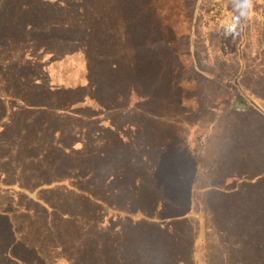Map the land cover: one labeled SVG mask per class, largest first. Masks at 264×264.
Instances as JSON below:
<instances>
[{
    "label": "trees",
    "instance_id": "obj_1",
    "mask_svg": "<svg viewBox=\"0 0 264 264\" xmlns=\"http://www.w3.org/2000/svg\"><path fill=\"white\" fill-rule=\"evenodd\" d=\"M201 3L0 0V264H206L210 233L212 264H264V95L243 57L198 70ZM204 121L226 142L194 189Z\"/></svg>",
    "mask_w": 264,
    "mask_h": 264
},
{
    "label": "rangeland",
    "instance_id": "obj_2",
    "mask_svg": "<svg viewBox=\"0 0 264 264\" xmlns=\"http://www.w3.org/2000/svg\"><path fill=\"white\" fill-rule=\"evenodd\" d=\"M214 2L216 0H202L198 10L194 29V52L198 70L208 73L215 71L221 77H228L229 75L232 77V73L240 71L241 68L239 51L244 39L246 41V45H242L244 75L242 73L238 75L235 85L242 93L243 87L238 81L243 76L244 84L247 83L249 88L255 89V91L258 89L260 95H264V0H254L253 14L243 28V34H241L239 29L232 31L223 23L227 13L232 11L231 4L227 1V6L222 4L217 11L223 10L224 12L225 9L223 7L225 6L227 9L224 14H212L215 9L212 8ZM246 78H248L247 81ZM246 90H248V87ZM122 115L121 112L112 113L111 119L112 121L119 120ZM211 123L208 121L199 122L197 123L199 124L198 129L195 126L193 133L188 131V135H190L189 148L187 150L188 182L190 186L194 185V189H203L201 187H205L209 183L212 176V163L214 166L216 161L223 156L224 141L216 138L212 129H207V126L209 128ZM17 129L23 130V125L19 124ZM64 129H66L65 126ZM66 132L74 134L75 129L72 125H69ZM85 133H91V131L86 130ZM215 141L219 148L215 147L214 151L212 144ZM19 163L25 164V160L20 159ZM11 175H15L13 171ZM27 176L31 177L32 173L28 172ZM6 203H8L7 197L1 195L0 205L5 206ZM196 204L198 206V208H195L196 211H201L205 208L202 198H198ZM188 233L193 238L199 234L197 223L194 221L190 222ZM211 238L212 233L206 239L204 252L206 264H212L215 261L212 259L214 255L221 252V247L214 245ZM220 260L225 259L220 256Z\"/></svg>",
    "mask_w": 264,
    "mask_h": 264
},
{
    "label": "clouds",
    "instance_id": "obj_3",
    "mask_svg": "<svg viewBox=\"0 0 264 264\" xmlns=\"http://www.w3.org/2000/svg\"><path fill=\"white\" fill-rule=\"evenodd\" d=\"M230 4L232 11L227 13L223 23L232 31H242L253 14L254 0H230Z\"/></svg>",
    "mask_w": 264,
    "mask_h": 264
},
{
    "label": "crops",
    "instance_id": "obj_4",
    "mask_svg": "<svg viewBox=\"0 0 264 264\" xmlns=\"http://www.w3.org/2000/svg\"><path fill=\"white\" fill-rule=\"evenodd\" d=\"M242 45H246V41H244V39H243V44L240 45V55H239V59L240 58L242 59V55H244L243 52H242ZM243 66H244V63H243ZM242 71L244 72V68H242ZM223 141H224V145H225V139L224 138H223Z\"/></svg>",
    "mask_w": 264,
    "mask_h": 264
}]
</instances>
